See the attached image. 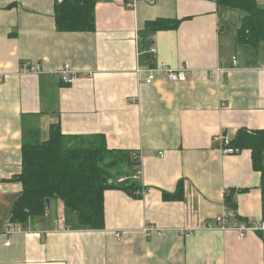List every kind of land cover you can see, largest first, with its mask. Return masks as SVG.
Returning <instances> with one entry per match:
<instances>
[{"label": "crops", "instance_id": "1", "mask_svg": "<svg viewBox=\"0 0 264 264\" xmlns=\"http://www.w3.org/2000/svg\"><path fill=\"white\" fill-rule=\"evenodd\" d=\"M128 1L98 0L93 32H59L56 0H0V264H264V231L200 230L224 212L231 189L240 191L234 216L262 222L251 151L224 155L218 140L264 130V58L236 44L232 17L239 25L243 15L216 0H140L134 9ZM146 53L152 68L184 70L186 81L163 73L151 84L138 80ZM26 63L42 73L26 72ZM65 64L76 72L68 84L54 75ZM52 124L136 152L137 182L148 193L105 191L102 230L79 228L59 201L33 228L10 224L22 191L13 178L23 127L46 140Z\"/></svg>", "mask_w": 264, "mask_h": 264}, {"label": "trees", "instance_id": "2", "mask_svg": "<svg viewBox=\"0 0 264 264\" xmlns=\"http://www.w3.org/2000/svg\"><path fill=\"white\" fill-rule=\"evenodd\" d=\"M219 6L243 13L236 33V44L259 50L264 44V7L257 0H216ZM98 0H62L55 2L54 19L59 32H93L95 5ZM129 2V1H128ZM152 26L158 24L151 23ZM171 28H176L173 23ZM142 64L152 67L150 55L143 54ZM229 148L250 150L252 165L261 173L262 222H264V130H238L229 138ZM136 152L109 149L103 136H71L62 134L59 125L52 124L48 138L42 140L36 127H23L21 143V171L13 181L22 185L8 219L22 230L43 222L49 208L46 201H59L64 209L76 217L77 226L88 230L104 228V192L121 190L141 198L144 190L132 177L140 163L134 160ZM123 179L122 182L118 180ZM146 189V188H145ZM240 191L224 193V204L235 213L234 197ZM164 200H173L164 194ZM235 220L237 222H235ZM229 224H245L238 216Z\"/></svg>", "mask_w": 264, "mask_h": 264}, {"label": "built area", "instance_id": "3", "mask_svg": "<svg viewBox=\"0 0 264 264\" xmlns=\"http://www.w3.org/2000/svg\"><path fill=\"white\" fill-rule=\"evenodd\" d=\"M58 3L61 2L62 0H56ZM140 0H129V2L126 3L127 8L134 9L136 7V4ZM156 49L154 47L150 48L149 54L153 55L155 54ZM237 65L236 58H232V67H235ZM24 69L26 72L29 73H35V74H40L42 73V68L41 66L37 64H32V63H26L23 65ZM158 73H163L165 75V78L169 82L173 83H183L186 81V75L185 71L181 69H173L170 68L167 64L162 63L160 66L157 67H138L135 70L136 77L138 80L142 81L145 84H151L156 77V74ZM145 75L142 77V75ZM61 82L64 84L70 83L76 75V72L71 68L69 64H65L62 66L59 70H57L54 74ZM220 142V150L222 154L224 155H234L238 154L240 151L237 149L229 148V137L228 136H221L219 139ZM159 156H162L160 153ZM134 160L137 162H141V157L140 155H134ZM140 170V165L136 170V174L132 177L133 180L138 179V171ZM123 179L118 180V182H122ZM146 193H148V189H144L140 194L143 197ZM234 216L233 212L228 211L227 209L224 210V212L217 216L215 219L207 222L205 225H203L200 230H218V231H235L239 234L240 237H244L247 233H253V232H259V231H264V222H261L258 225H245V224H238V223H232L229 224L228 220L232 219ZM19 231V229H16ZM151 229H145L146 233H148ZM193 229L191 228H184L181 230L182 235L188 236ZM117 238H120L119 234H116ZM5 245H9V243H6Z\"/></svg>", "mask_w": 264, "mask_h": 264}, {"label": "rangeland", "instance_id": "4", "mask_svg": "<svg viewBox=\"0 0 264 264\" xmlns=\"http://www.w3.org/2000/svg\"><path fill=\"white\" fill-rule=\"evenodd\" d=\"M235 12H237V14H240V15H243L241 12H239V11H237V10H235ZM236 17H237V15L235 16V17H232V22L235 24V26H233L234 27V29L236 30H238V28L240 27V22H239V25H238V20H236ZM238 27V28H237ZM236 30V31H237ZM225 39H228V36L225 38ZM257 58L258 59H260V60H262L263 58H264V45H263V50H261V48L258 50V52H257ZM257 58H255L254 60H256Z\"/></svg>", "mask_w": 264, "mask_h": 264}, {"label": "water", "instance_id": "5", "mask_svg": "<svg viewBox=\"0 0 264 264\" xmlns=\"http://www.w3.org/2000/svg\"><path fill=\"white\" fill-rule=\"evenodd\" d=\"M46 203H47V208H49V200H47Z\"/></svg>", "mask_w": 264, "mask_h": 264}]
</instances>
